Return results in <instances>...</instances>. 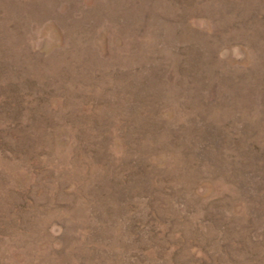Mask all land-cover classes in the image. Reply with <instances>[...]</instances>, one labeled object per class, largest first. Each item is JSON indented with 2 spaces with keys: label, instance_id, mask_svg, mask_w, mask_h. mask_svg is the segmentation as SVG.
Here are the masks:
<instances>
[{
  "label": "rangeland",
  "instance_id": "rangeland-1",
  "mask_svg": "<svg viewBox=\"0 0 264 264\" xmlns=\"http://www.w3.org/2000/svg\"><path fill=\"white\" fill-rule=\"evenodd\" d=\"M0 264H264V0H0Z\"/></svg>",
  "mask_w": 264,
  "mask_h": 264
}]
</instances>
